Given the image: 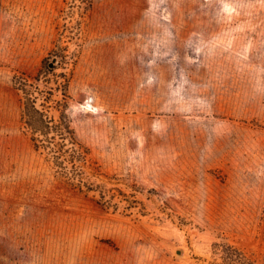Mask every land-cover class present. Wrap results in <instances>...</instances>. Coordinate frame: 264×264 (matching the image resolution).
I'll return each mask as SVG.
<instances>
[{
	"label": "rangeland",
	"instance_id": "obj_1",
	"mask_svg": "<svg viewBox=\"0 0 264 264\" xmlns=\"http://www.w3.org/2000/svg\"><path fill=\"white\" fill-rule=\"evenodd\" d=\"M222 242L264 264V0H0V264Z\"/></svg>",
	"mask_w": 264,
	"mask_h": 264
},
{
	"label": "trees",
	"instance_id": "obj_2",
	"mask_svg": "<svg viewBox=\"0 0 264 264\" xmlns=\"http://www.w3.org/2000/svg\"><path fill=\"white\" fill-rule=\"evenodd\" d=\"M16 83L25 94V102H24V114L26 116V124L33 130H42V129H50V125L48 124L44 114L40 111L33 99L30 98L27 90L25 89V83L22 79L16 78ZM56 127V126H55ZM222 256L226 262H236L237 264H254L253 260L249 259L244 252L234 248L228 243L222 242L219 244Z\"/></svg>",
	"mask_w": 264,
	"mask_h": 264
}]
</instances>
